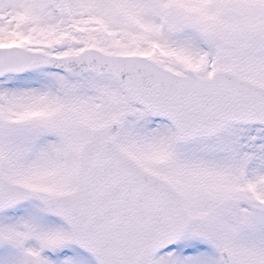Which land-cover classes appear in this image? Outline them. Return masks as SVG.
<instances>
[{"label": "snow or ice", "instance_id": "1", "mask_svg": "<svg viewBox=\"0 0 264 264\" xmlns=\"http://www.w3.org/2000/svg\"><path fill=\"white\" fill-rule=\"evenodd\" d=\"M0 264H264V0H0Z\"/></svg>", "mask_w": 264, "mask_h": 264}]
</instances>
